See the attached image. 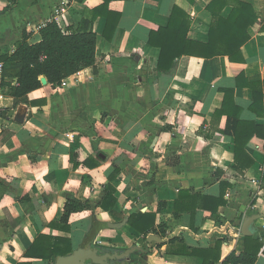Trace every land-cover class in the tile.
<instances>
[{"label":"crops","instance_id":"crops-1","mask_svg":"<svg viewBox=\"0 0 264 264\" xmlns=\"http://www.w3.org/2000/svg\"><path fill=\"white\" fill-rule=\"evenodd\" d=\"M61 1L18 0L7 10L11 1L0 0V55L14 52L25 34L39 42L48 21L78 28L89 18L98 56L95 66L61 84H42L29 103L15 107L3 86L0 264H49L24 256L39 234L70 237L74 251L97 223L103 226L95 246L112 253L139 247L126 264H203L179 250L214 248L222 239L221 259L213 263L221 264L230 252L244 251L241 227L249 215H262L254 236H264V0H227L221 13L227 18L245 2L257 16L251 25L250 12L241 16V34L246 29L250 39L240 59L183 55L169 71L158 68L161 51L150 36L163 41L156 32L177 6L190 20L187 39L207 42L212 0H67L55 15ZM115 22L108 40L103 31ZM237 141L244 144L238 160ZM111 175L117 203L106 211L97 204ZM208 197L225 201L217 213L202 205ZM72 199L90 200L91 208L71 214L69 232L52 227ZM144 212L156 215V227H167L163 240H179L145 242L128 223ZM256 264H264L263 252Z\"/></svg>","mask_w":264,"mask_h":264},{"label":"trees","instance_id":"trees-1","mask_svg":"<svg viewBox=\"0 0 264 264\" xmlns=\"http://www.w3.org/2000/svg\"><path fill=\"white\" fill-rule=\"evenodd\" d=\"M11 5L7 10L12 9L18 0H10ZM228 5L227 0H212L207 9L212 13L213 19L210 25L209 40L198 42L187 39L186 35L190 26L188 15L179 7H174L168 26L157 31L162 42H155L153 35L149 43L160 48L158 68L169 71L173 68L175 60L183 55H196L201 57H214L216 55H227L230 60L240 59L238 55L241 47L250 39V33L245 29L241 34V16L245 11L250 12L248 24L257 20L255 12L250 4L238 2L233 5L232 12L225 18L221 15L223 9ZM253 12V15H252ZM93 19L86 18L78 28H62L56 20L48 21L39 28L41 40L36 43L29 42V36L19 42L14 52L0 55L4 61L3 86L8 87V95L14 99V106L20 103H29V93L42 87L41 76H45L52 85H59L69 76L88 67L95 66L97 56V33L94 31ZM116 22L106 25L103 35L111 40L113 38ZM155 33V32H154ZM181 39H184L182 42ZM16 81L17 84L13 82ZM230 94V93H229ZM228 97V95H227ZM228 105V100L226 102ZM225 105V106H226ZM7 109L0 110V115H5ZM244 149V144L237 141V160ZM115 176L111 175L108 184L105 186V196L98 202L97 206L106 211L114 210L116 207V187L113 184ZM264 178V177H263ZM215 198H205L206 208L213 213L225 201H217ZM91 208L90 200H68L65 204V211L59 222H51L52 227L69 232V218L72 213ZM160 209V208H159ZM156 215L152 212H144L128 217L129 225L137 231L144 233L145 242L157 241L159 247L167 243H175L179 238L173 237L168 241L163 239L167 235V227L160 224L156 227ZM233 229H238L233 224H228ZM151 234V235H150ZM264 236H245V249L237 253L232 251L225 256L221 264H256L259 254L264 253ZM222 239L217 241L214 248H191L184 244V252H176L187 255H194L203 258V264H213L221 259ZM148 251L147 246L143 248ZM73 252L72 240L70 237L52 236L39 234L24 253L25 257L49 259V264L60 256ZM19 264H34L33 262H20Z\"/></svg>","mask_w":264,"mask_h":264},{"label":"water","instance_id":"water-1","mask_svg":"<svg viewBox=\"0 0 264 264\" xmlns=\"http://www.w3.org/2000/svg\"><path fill=\"white\" fill-rule=\"evenodd\" d=\"M41 82L42 84H47L48 80L45 76H42ZM261 217L262 215L260 214L246 216L241 227L242 234L244 236H252L260 231L261 227L256 226V220ZM107 225L110 227H120L122 223H108ZM102 226L98 223L95 224V227L82 246L74 250L71 254L58 257L55 264H126L127 258L131 253L139 249V247L131 248L121 253H112L95 246L92 240ZM111 261L118 262L112 263Z\"/></svg>","mask_w":264,"mask_h":264},{"label":"built area","instance_id":"built-area-1","mask_svg":"<svg viewBox=\"0 0 264 264\" xmlns=\"http://www.w3.org/2000/svg\"><path fill=\"white\" fill-rule=\"evenodd\" d=\"M68 1L62 0L56 7H55V15H59L61 12L65 11ZM3 80H4V61L0 57V96H2V89H3ZM264 228V225H263Z\"/></svg>","mask_w":264,"mask_h":264},{"label":"clouds","instance_id":"clouds-1","mask_svg":"<svg viewBox=\"0 0 264 264\" xmlns=\"http://www.w3.org/2000/svg\"><path fill=\"white\" fill-rule=\"evenodd\" d=\"M39 93H37V95H38ZM6 203H7V201H5Z\"/></svg>","mask_w":264,"mask_h":264}]
</instances>
